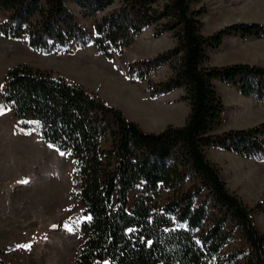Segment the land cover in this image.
<instances>
[{"label": "trees", "instance_id": "trees-1", "mask_svg": "<svg viewBox=\"0 0 264 264\" xmlns=\"http://www.w3.org/2000/svg\"><path fill=\"white\" fill-rule=\"evenodd\" d=\"M94 19L93 35L68 3ZM0 0V34L26 40L39 55L70 54L94 43L112 60L148 29L171 34L175 46L129 65V79L149 81L166 65L169 79L152 83L154 99L184 90L190 112L181 127L148 133L84 86L28 64L12 67L0 109L22 131L72 157L84 221L74 264H264V233L254 210L227 188L207 152L218 149L264 162V122L216 134L225 105L216 82L264 103V66H211L226 38H264V25L235 23L204 36L192 0ZM101 15L100 18L98 16ZM167 193L164 202L163 193ZM256 209H263L261 204ZM0 264H11L0 254Z\"/></svg>", "mask_w": 264, "mask_h": 264}, {"label": "rangeland", "instance_id": "rangeland-1", "mask_svg": "<svg viewBox=\"0 0 264 264\" xmlns=\"http://www.w3.org/2000/svg\"><path fill=\"white\" fill-rule=\"evenodd\" d=\"M122 1L117 0L109 10L118 8ZM192 2L194 9L206 10L200 18L206 36L235 23L264 25V0ZM68 5L78 22L94 35V19L85 18L75 3L70 1ZM5 16L0 12V24ZM172 41L171 35L155 39L151 28L123 54L108 60L94 43L86 49L74 48L70 54L46 56L32 52L26 40H11L0 34V103L8 71L28 64L84 86L122 110L145 132L181 127L190 112L188 103L182 100L184 90L158 99L152 98L149 90V81L169 79V65L151 75L149 81L129 79L131 63L168 51ZM210 57L211 66L240 62L264 66V38H226L221 48L210 52ZM215 85L225 105L216 134L264 122V103L241 96L234 87ZM18 125L12 110L0 109V254L11 264H74L81 242L74 226L85 220L78 195L77 167L70 155L45 143L39 135L22 131ZM210 150L208 158L220 169L228 190L254 210L256 225L264 233V210L256 209L258 204L264 208V162ZM166 199L164 192V202Z\"/></svg>", "mask_w": 264, "mask_h": 264}, {"label": "crops", "instance_id": "crops-1", "mask_svg": "<svg viewBox=\"0 0 264 264\" xmlns=\"http://www.w3.org/2000/svg\"><path fill=\"white\" fill-rule=\"evenodd\" d=\"M149 30V29H148ZM204 36H206L207 34H204V33H202ZM165 35H171V34H165ZM165 35H163L162 37H160V38H163V37H165ZM155 37V36H154ZM243 38V37H242ZM155 39H159V38H156L155 37ZM244 39H246V38H244ZM172 44L169 46L170 47V49H172L174 46H175V40L172 38ZM223 46V45H222ZM221 46V47H222ZM220 47V48H221ZM169 49V50H170ZM216 51V50H215ZM157 53V52H156ZM153 54H155V52L153 53ZM233 64H235V63H233ZM237 64V63H236ZM240 64H249V63H244V62H240ZM227 65H231V64H227ZM249 65H261V64H249ZM217 67H220V66H226V65H216ZM216 83H220V82H216ZM225 86V85H224ZM227 87H229V86H227ZM183 90H177V91H174V92H172V93H170V94H168V95H166V96H170V95H174L175 93H177V92H182ZM182 95V94H181ZM241 95V94H240ZM242 96V95H241ZM244 97V96H243ZM246 98H252V97H246ZM252 99H254V98H252ZM255 100V99H254ZM255 101H257V100H255ZM258 102V101H257ZM210 151H217V152H219V154L221 153L222 155L223 154H231V153H228V152H225V151H221V150H216V149H212V150H210ZM257 162V161H256ZM262 163V162H261Z\"/></svg>", "mask_w": 264, "mask_h": 264}, {"label": "snow or ice", "instance_id": "snow-or-ice-1", "mask_svg": "<svg viewBox=\"0 0 264 264\" xmlns=\"http://www.w3.org/2000/svg\"><path fill=\"white\" fill-rule=\"evenodd\" d=\"M23 183H27V181H22Z\"/></svg>", "mask_w": 264, "mask_h": 264}]
</instances>
